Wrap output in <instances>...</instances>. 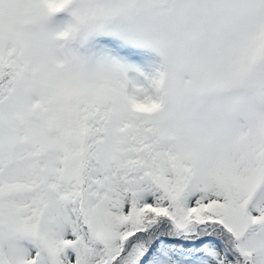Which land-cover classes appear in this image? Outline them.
Listing matches in <instances>:
<instances>
[{
	"label": "snow or ice",
	"instance_id": "1",
	"mask_svg": "<svg viewBox=\"0 0 264 264\" xmlns=\"http://www.w3.org/2000/svg\"><path fill=\"white\" fill-rule=\"evenodd\" d=\"M0 264H264V0H0Z\"/></svg>",
	"mask_w": 264,
	"mask_h": 264
}]
</instances>
